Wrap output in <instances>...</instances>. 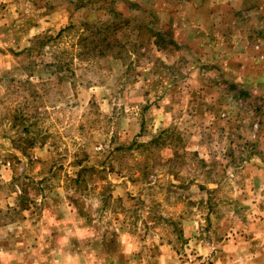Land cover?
Wrapping results in <instances>:
<instances>
[{
    "label": "rangeland",
    "instance_id": "obj_1",
    "mask_svg": "<svg viewBox=\"0 0 264 264\" xmlns=\"http://www.w3.org/2000/svg\"><path fill=\"white\" fill-rule=\"evenodd\" d=\"M0 264H264V0H0Z\"/></svg>",
    "mask_w": 264,
    "mask_h": 264
},
{
    "label": "trees",
    "instance_id": "obj_2",
    "mask_svg": "<svg viewBox=\"0 0 264 264\" xmlns=\"http://www.w3.org/2000/svg\"><path fill=\"white\" fill-rule=\"evenodd\" d=\"M120 16V15H118ZM84 31L82 32V34L79 37V40L75 46V54L73 56L74 59H78L80 62H85L88 61L89 59H87L88 57L94 58L92 54H94L95 56L99 57V58H106V57H114L117 59H123V52L124 49L128 47L129 43L126 42L127 39L122 40L120 35H116L115 36V45L117 46V51H113V45H111L110 41H108V35L113 31H119L120 29H117L116 26H111V24H107V23H95L93 25H85V28L83 29ZM116 34V33H115ZM62 32L60 34H58L57 37L52 38V37H45L43 39H41L40 41H36L35 48L33 50H27L24 51L22 53H19L18 55H24V54H28V55H32L33 53L38 54L40 56H43V50L46 48V46H48V48H50L52 51L55 47H53L51 44H53L52 41H56L59 37H61ZM157 38V42L155 43L156 46H160L161 42L165 43V44H170L168 42L171 41V44H173V41L171 39H169V41H167V38L163 35H156ZM51 45V46H50ZM132 46V45H131ZM167 46V45H165ZM93 53H92V50ZM137 49V46H134V50ZM140 53V48L138 47L137 49ZM96 52V53H94ZM90 62V61H89ZM69 63H66L65 60L62 59V57H58V61L55 63V65L50 64L51 66H56L57 67V73H55L56 76H58L59 74H61V70L64 69L65 66H67ZM48 66V65H47ZM10 82H17L16 80L12 79L10 80ZM29 83L30 86L31 82L30 81H26ZM22 82L18 83L21 84ZM45 84V83H42ZM34 88V87H33ZM25 117H23L22 120H24ZM26 119V118H25ZM16 122H19L18 119H15ZM28 130V129H27ZM27 132V131H26ZM159 140V139H158ZM157 140L152 141L151 144H157ZM135 145V144H134ZM134 145L131 146H119L116 147L115 149H113L110 154H114L117 152H132L134 150H137L139 148H141L144 145H137L136 148H134ZM145 148H148L149 145L144 146ZM80 167L82 165H79ZM106 169H104L105 171ZM95 171L94 168H82L80 169L76 174H75V180L76 182L79 183L80 179L83 178V176L87 173L93 172Z\"/></svg>",
    "mask_w": 264,
    "mask_h": 264
}]
</instances>
